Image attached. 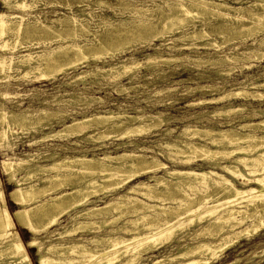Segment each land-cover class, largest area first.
Wrapping results in <instances>:
<instances>
[{"label": "bare ground", "instance_id": "1", "mask_svg": "<svg viewBox=\"0 0 264 264\" xmlns=\"http://www.w3.org/2000/svg\"><path fill=\"white\" fill-rule=\"evenodd\" d=\"M0 1L3 8L7 10L16 7L25 9L29 6L24 0L20 2ZM75 1L85 5L84 3L88 0ZM69 6L67 4V7ZM123 6L126 11L130 12L144 11L142 8L131 10L129 5ZM156 8H158L156 9L158 13L153 18L150 16L145 20L132 22L131 26H128L130 19H121L116 22L105 19L102 26L110 28L107 31L111 30V32L104 34V39L97 36L95 38L97 43L92 47L86 43H68L71 36L73 38L76 36L75 34L70 35L71 32L83 33L89 28L74 15L58 18L55 20L58 22L57 26L53 27L43 24L36 19L37 17L34 19L25 15L14 17L8 12H0V76L6 78L8 71H18L25 66L27 69L23 74L24 77L35 75L37 72L36 80L55 79L67 67H76L89 57H92L93 61L105 55L112 57L134 39L159 40L176 31H180V37L172 41L180 39L195 41L198 38L213 37L212 34L223 37L225 41L232 37H237V40L239 38L242 41L250 38L249 47L251 48L247 46L242 52L241 49L233 46V53L217 55L212 61L214 64L229 63V60L237 58L261 59L264 56V52H256L257 48L253 50V47L264 45V0H254L246 7L238 8L228 6L224 2L216 3L208 0H160V5H156ZM144 25L147 27L145 33L133 34L136 28ZM44 30L49 31L58 43L53 48L45 46L49 49L35 51L31 48L34 46L32 42L35 41V36ZM122 34L130 37L122 39ZM256 35L263 36L255 38ZM7 36L10 38H6ZM210 44L217 47L215 42L204 45ZM16 49L19 50L18 53H14ZM6 51L9 53H5ZM147 59L150 65L165 62L164 59L152 56ZM137 66L134 60H129L114 64L107 70L81 73L79 78L82 79L88 75L113 78L129 72L133 73ZM80 84H82L81 81ZM245 85L258 90L264 87V82L258 83L253 80ZM206 88H209L210 92L218 89L216 85L203 86L198 89ZM239 94L260 96V93L256 91ZM223 97L204 99L197 105L218 102L224 99ZM93 99L95 102L98 100ZM87 101L93 102L90 98ZM238 111L241 110L214 111L211 116L227 118ZM258 111L259 116H264V110ZM27 112L18 116L12 112H5L3 107H0V146L6 144L11 125L35 129L36 125L43 120L54 116L65 117L64 112L45 110ZM200 115L202 114L198 116ZM198 116L197 119H202ZM246 117L248 116L242 117L241 120ZM136 122L139 123L135 126ZM163 122L164 120L155 116L115 115L112 112L105 115L82 116L78 119L71 117V122L64 123L61 130L47 133L34 143L47 138L67 139L83 133L87 135L89 130H98V133L88 135L89 138L97 136L95 139L101 140L112 136L121 139L134 134H142ZM217 123L221 128L205 125L195 127L194 124H187L179 131L175 140L170 139L169 142L158 145L160 149L156 155L180 160L187 164L197 157L213 158L217 155H220L221 160H228L217 161L211 167L199 171L192 168L183 171L170 169L154 155L145 156L132 152L82 158L70 156L54 158L53 154H47L43 156L48 160L46 165H41L31 155L18 161L3 160L0 163L1 169L7 176L8 184L15 186L8 197L17 209L12 214L8 212L4 204V195L0 190V257L11 258L13 260L11 264H32L27 248H37L36 251L40 252V245L35 236L49 232L59 224L63 217L67 216L74 223V227L71 226L73 227L71 230L63 233H57L56 230L49 232V238L52 236L62 238L64 234L70 235L85 226L97 224L89 219L87 222H81V219L85 218L100 217V223L104 225L108 221V218L104 219V217L110 211L123 210L125 207L126 213L133 215L132 218L129 217L130 219L124 220L120 225L89 238H71L57 243L50 241L45 255H39L38 263L110 264L113 258L119 260L125 258V264L139 262L145 252L159 247L164 242L163 238L168 232L170 234L174 229H181L194 222H199L205 216L209 219L204 224H199L197 229L184 232L177 245L173 247L179 250L176 252L179 257L197 254L200 256L199 261H205V264L215 259L240 239L264 227V119L253 123L235 124L227 120ZM224 126H229L230 129L225 130ZM241 130L245 132L242 133ZM166 133L171 134V131L166 130ZM195 139H201L203 143L200 144ZM208 144H214L217 147L211 150ZM19 172L23 174L17 177ZM39 174L42 177L38 181L28 183L31 178ZM143 176L147 181L136 182L128 186ZM121 188L124 190L123 193L118 191ZM98 192L112 193V196L110 195L109 200L102 206H97V200L90 199ZM97 199L102 200L100 197ZM80 207L83 208L80 209ZM129 224L134 226L130 228ZM15 226L25 230L34 238L24 244ZM146 244L149 245L146 246ZM93 245H99L100 248L90 249Z\"/></svg>", "mask_w": 264, "mask_h": 264}, {"label": "rangeland", "instance_id": "2", "mask_svg": "<svg viewBox=\"0 0 264 264\" xmlns=\"http://www.w3.org/2000/svg\"><path fill=\"white\" fill-rule=\"evenodd\" d=\"M16 1L20 2V0ZM208 1L216 3L224 2L228 6L234 8L246 7L254 2V0ZM24 2L29 5L25 9L16 7L7 10L3 8L0 1V12H8L14 15V17L21 15L33 17V19L37 17L36 19L43 24L53 27L57 26L58 22L55 20L58 18L64 16L67 18L74 15L81 19L82 23L89 28L87 32L83 33L79 31H77V33L71 32L70 35L75 34L76 36H74V38L71 36L69 38L70 40L68 39V43H86L91 47L94 46V44L96 45L97 39L95 40V38L97 36L104 39L106 33H109V31L111 32V30L107 31L110 28L102 26V23L106 21L105 19L115 22L121 19H130L131 22L128 26H131L132 22L142 21L147 17L150 18V16L153 18L158 13L156 5H160V0H88L84 3L86 6L78 4L75 0H24ZM67 4L70 6L67 7ZM123 5H129L131 10L133 8H142L144 11H126ZM99 19L103 20L100 21ZM98 21H100L99 25H97ZM197 23L196 24L199 26V22ZM146 31L147 27L144 25L136 28L133 34L145 33ZM48 32L49 31L45 32L44 30L37 34L35 36L37 39L34 38L35 41L32 42L34 46L31 48L35 51H41L49 49L45 48V46L55 47L58 42L50 32L48 35ZM46 33L47 35H45ZM212 36L213 37L198 38L199 40L196 39L195 41H188L187 39L172 41L180 37V31H176L172 34L165 35L159 40L150 39L149 41V39H136V41L134 39L133 42L131 41V43L124 47L125 49L122 48L121 51L116 52L112 57L105 55L95 61H93L92 57H89L76 67H67L66 70L58 74L55 79L36 80L35 75L37 72L36 74L34 73L35 75L31 74L24 77L23 74L27 69L25 66H22L18 71H8V76L6 78L1 75L0 107L2 106L5 112H12L20 116L25 114L26 111H28L27 113H32L45 110L49 112H64L65 117L61 118L54 116L48 120H43V122L36 125L35 129H25L18 125H11L10 133H8V138H6L5 145L7 147H5V145L0 146V163L5 159L18 161L25 156L31 155L35 160L37 159L41 165H46L48 164V160L43 158V156L47 154H53L54 158L69 156L82 158L101 157L104 154L116 155L123 152H132L145 156L154 155L170 169L181 171L187 168L197 169L196 171L204 170L214 165L217 161H228L221 160L220 155H217L213 158L197 157L187 164L180 160L168 159L156 155L160 149L158 145L160 143L169 142L170 139L175 140L178 137L179 131L187 124H194L193 126L195 127L205 125L207 127L221 128L217 122H225V120H227L238 124L243 122L253 123L264 119V116L261 117L258 115V110H264V87L256 90L245 85L247 82L253 80L258 83L264 82V56L261 59L250 58L245 60L237 58L236 60H229V63L223 62L214 64L212 61L217 55H222V53L227 52L233 53V46L238 47V49L244 52V48L247 46L249 47L251 42L250 38H245L242 41L239 38L237 40V37H232L230 39L228 38L229 41L228 39L225 41L223 37L219 35L212 34ZM260 36L263 35H256L255 38H261ZM121 37L124 39L130 36L122 34ZM6 38H10V36ZM37 42L40 43L37 44ZM214 42L217 46L215 47L213 45L215 48L211 44L204 45L205 43ZM255 48L258 49L256 52H264V45L253 47V50ZM18 51L19 50L16 49L14 53H18ZM5 53L9 52L6 51ZM69 53H72V51H69ZM149 56L164 59L165 62L152 63L150 65L147 59ZM129 60H134L136 65H138L133 73L129 72L113 78L102 75L98 77L88 75L82 79L79 78L81 73H89L100 69L107 70L114 64L127 62ZM80 81L82 84H80ZM214 85H216L218 89L213 92H210L209 88L198 89L199 87H211ZM254 91L258 92V94L260 93V96L257 95L254 97L239 94L246 92L252 93ZM221 97L224 99L218 102L197 105L201 100L217 99ZM89 98L92 99L93 102L89 103L87 101ZM93 98L98 100L95 102ZM72 99L75 103H73L74 101ZM227 109H239L243 112H235L227 118L211 116V113L214 111ZM109 112L115 115L155 116L166 122L153 126L147 131L142 132V134H134L131 137L126 136L121 139L112 136L111 138L109 137L101 140L95 139L97 136L95 138H89L88 135L98 133V130H89L87 135L83 133L67 139L47 138L38 143H34V141L39 140L47 133L61 130L64 123L71 122V117L78 119L82 116L93 114L105 115ZM199 114L202 115L198 116ZM197 116L202 117V119H197ZM244 116L248 117L241 120ZM138 123L139 122H136L134 125L136 126ZM223 128L225 130L230 129L229 126H224ZM166 130H170L171 134H167ZM241 132L243 133L245 130H241ZM195 140L200 144L203 143L201 139ZM208 147L214 150L217 146L215 147L214 144H208ZM20 174H23V172H19L16 176L19 177ZM41 177V174L35 175L28 183L38 181ZM141 181H147L146 177L143 176L142 178H138V180L130 183L128 186ZM13 188H15L14 184H8L7 176L0 166V190L4 195V204L10 214L17 209V206H15L8 197V194ZM118 191L124 192L122 188ZM98 193L90 199L97 200V206H102L104 202L109 200L110 195L112 196V193ZM98 197L102 198V200H98ZM82 208L83 207H80V209ZM125 210L126 208L124 207L123 210L110 211L107 215L108 217H104V219L108 218L107 225L100 223V217L85 218L83 220L81 219V222L90 220L97 224L88 225V227L85 226L70 235L64 234L62 238H58L57 236L49 238V232L56 230L57 233H63L74 227V223L70 221L67 216L63 217L59 224L50 229L49 232H43L35 236L38 245H40V252L36 251L37 248H27L31 263L39 264L37 259H39V255H45V250L50 241L57 243L61 240H68L71 238H89L95 234L105 232L113 226L120 225L124 220L130 219L129 217L132 218L133 215L126 213ZM205 217H203L202 220L200 219L199 222H194L181 229H174L175 231L172 230L170 234L168 232L163 238L164 242L159 247L148 250L139 262H132L130 264H158L161 259V263L159 264H192L193 262H195L194 264H205V261H199L200 256L197 254L188 255L190 257L183 256L184 259L182 256L179 257V254H176L179 250L173 247L177 245L179 238L184 232L197 229L199 224H204L209 219V217ZM111 222H114V224ZM128 226L131 228L134 225L129 224ZM15 230L24 244L34 238L31 234L17 226H15ZM148 245L149 244H146V246ZM98 248H100L99 245L90 247L92 250ZM10 259L9 257L1 256L0 264H11L13 260ZM112 260V264H125V258H122V260L113 258ZM232 263L264 264L263 226L259 228L256 233L237 241L231 248L220 253L215 259L206 262V264Z\"/></svg>", "mask_w": 264, "mask_h": 264}]
</instances>
